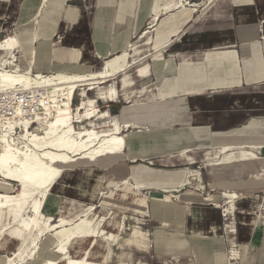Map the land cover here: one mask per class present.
Returning a JSON list of instances; mask_svg holds the SVG:
<instances>
[{"label":"crops","instance_id":"obj_1","mask_svg":"<svg viewBox=\"0 0 264 264\" xmlns=\"http://www.w3.org/2000/svg\"><path fill=\"white\" fill-rule=\"evenodd\" d=\"M146 23L148 29L143 30ZM24 27H28V37L21 40L19 55L16 50L15 53L28 57L35 73L101 71L107 59L128 51L132 47L131 38L140 32L141 37L148 35L149 41L152 39L150 54H156L159 66L166 65L170 75L164 77L165 85L156 86L157 93L152 92L147 100L130 97L133 89L128 79L122 81L120 89L102 86L141 60L130 53L124 69L98 84L105 90L111 88L113 95L102 99L93 90L98 98L94 107L97 111H93L96 115L86 119L85 109H80L85 119L82 123L75 122L76 128L92 125L99 131L113 133L119 125L126 140L124 149L95 161L80 159L67 165L43 202L42 222L37 229L29 230L21 220L15 221L10 213L3 212L0 229L8 222L13 225L0 232V236L7 231L21 242L7 262L13 264L15 259H19L18 264L21 262L24 253L22 257L19 255L28 242L26 234L36 233L33 243L40 236L49 235L59 244L54 233L59 228L56 224L63 218L75 222L94 208L67 216L63 204L80 208L94 202L108 180L109 187L118 188L121 184H132L130 180L137 178L136 185L162 189L165 196L159 198L158 204L166 208L163 218L173 221L174 233L190 236L197 256L206 254V260L226 264L231 249L238 247L241 240L247 244L244 261L230 260L246 264L249 242L260 236L264 227L261 221L253 223L258 203L264 199V176L253 182L231 178L218 184L213 180L202 190L191 186L192 174L182 170L171 173L166 180L150 176L146 179L148 175L163 176V172L171 171L169 168L182 166V155L189 149H182L175 156L163 154L159 167H151L154 158L149 165L130 166L137 160L129 152L140 144L141 147L155 144L163 150L168 143L207 138L218 148L212 158L224 155V165L234 167L236 173L243 168L233 165L234 162L253 164L257 160H261L260 169L264 172V0H0V38L14 33L22 39ZM79 97V102L73 103L75 109L83 98ZM98 102H106L107 109L100 110ZM134 108L147 109L149 114L141 119ZM157 110L161 112L159 115ZM102 125L107 128H100ZM130 128L135 130L124 132ZM178 160L180 164H176ZM189 160L193 163V158ZM106 195L101 202L103 206L112 203V198ZM230 204H235L236 209L230 208ZM132 206L136 211L134 203ZM59 211L61 215L57 218ZM4 219H8L6 223ZM162 223L167 225L165 221ZM49 226L52 228L47 230ZM226 237L231 247L227 258L221 259ZM125 241L144 249L149 244L131 236ZM89 254L88 249L83 257L88 258ZM48 260L39 259L40 264Z\"/></svg>","mask_w":264,"mask_h":264},{"label":"bare ground","instance_id":"obj_2","mask_svg":"<svg viewBox=\"0 0 264 264\" xmlns=\"http://www.w3.org/2000/svg\"><path fill=\"white\" fill-rule=\"evenodd\" d=\"M27 28H23L22 39L20 36L12 34L0 41V51L10 52L12 56L20 60L19 63L7 62L9 58H4L0 62V92L12 87H19L18 89L44 88L51 94L54 104L48 108L44 118L37 119L38 128L36 130H32L33 127L29 122L14 119L11 131L0 132V215L3 212H8L15 221L21 220L25 228L33 230L37 229L42 222L41 210L48 192L54 187L57 179L62 176L67 165L80 159L95 161L97 158L117 154L124 149L126 140L125 136L120 134L119 125L112 133L99 131L92 125L77 129L75 122L82 123L85 119L80 109H85L86 119L88 117L91 119L96 115L97 110L94 111V107L98 98L104 99L113 95L114 91L111 88L105 90L98 84L124 69L130 52L125 49L121 53L113 55L106 61L105 69L97 72L72 74L59 71L50 74H44L45 72L34 74L28 57L25 55L18 57L13 54L14 50L20 48L21 40H26L24 37H28ZM14 61L16 60L14 59ZM6 63H9V69L5 66ZM81 85L88 87L79 89ZM78 90L81 91L79 95L83 98L75 109L73 98ZM88 90H95L98 98L87 97ZM3 129L1 127V130ZM22 132L24 133L22 134ZM12 133H16V137L12 136ZM13 183L18 186L17 192H13L14 189L11 187ZM142 188L143 186L140 184H130L121 191L126 197H131L134 194L132 203L136 206V211L145 215L148 212V197L139 194ZM113 195L114 192H111L106 198H113ZM262 202L264 204V199L260 202L259 207L263 206ZM230 208L236 209L235 204H230ZM93 209L91 208L75 222L63 218L56 224L59 226L54 232L59 240L57 249L62 254L60 260L65 264H97L87 257L74 258L71 255L69 247L75 240L101 235H104L108 241L120 239L118 235L108 234L99 229L96 216H91ZM253 223L256 225L257 219ZM12 225L13 222H8L4 228L0 229V232ZM51 228L52 226H49L47 230ZM131 238L144 242L150 241L147 233L141 231L139 227L133 228ZM246 249L245 242L232 248L226 259V264H234L230 259L244 261ZM23 253L24 251L19 256L22 257ZM57 263V260L50 259L43 264Z\"/></svg>","mask_w":264,"mask_h":264},{"label":"rangeland","instance_id":"obj_3","mask_svg":"<svg viewBox=\"0 0 264 264\" xmlns=\"http://www.w3.org/2000/svg\"><path fill=\"white\" fill-rule=\"evenodd\" d=\"M192 1L198 2L201 0ZM146 29H148V23H146L143 28V30ZM139 33L135 34L131 38L132 47L128 51L132 55L135 54V58L140 56L141 60L127 68V70L122 72L120 76L111 78L106 83H103L102 86L106 87L114 85L116 88L120 89L122 81L128 79L132 83L130 88L133 89L130 93V97L135 95L134 99L147 100L152 92L157 93L156 86H160L162 84L165 85L164 77H168L170 72L166 65L159 66L160 63L158 62V57H155L156 54H150L153 52V48L151 46L153 42L152 39L149 41L148 35L141 37ZM151 35L154 36L155 40L157 39L156 33ZM13 54L16 55L15 50L13 51ZM4 58H9L7 62L19 63L20 61L17 57L12 56L10 52L3 53V51H0V62L3 61L2 59ZM14 59L16 61H14ZM176 62L179 63L178 60H176ZM5 66L9 69V63H6ZM150 67L151 71H148ZM145 69H147V72L144 71ZM84 87V85H81L79 89ZM79 92L81 91H77L73 100L74 105L79 102ZM88 95L90 97H94L95 92L93 90L88 91ZM126 99L128 100V98ZM97 105L100 110L104 111L107 109L106 102H98ZM133 111H135V114H137V116L141 119L147 117L149 114V110L144 108H134ZM157 111L159 112L160 110ZM160 113L161 112L156 113V115H159ZM168 116L171 118L172 115ZM78 125L79 124H77V126ZM37 128L38 125H36L35 128H32V130H36ZM100 128H107V126L102 125ZM133 130H135V128H130L124 132L129 133ZM23 133L24 132H22V134ZM140 145L137 149H132V151L129 152L134 153L137 160L133 163H129L130 166L135 165L136 163L149 165V161L154 158L156 161H153L154 166L151 167H159L160 159L163 158L162 156L167 154H178L182 149L190 150L186 153V155H182L184 160V164L182 166L178 165L176 167L169 168L168 170L171 171L163 172V176H159V174L148 175L146 176V179L150 176L166 180L170 177L171 173L177 172V170H182L185 173L188 172L192 174V178L190 179L194 180L189 183L191 186L203 190L208 187L209 182L214 183L213 180L217 181L218 184H223L224 182L231 180V178L238 181L253 182L264 176V172L260 169L261 160H257L253 164L247 162H234L233 165L243 168L241 172L236 173L234 171V167L224 165V155L213 159L212 157L214 156V153L218 151V148H214L211 141H208L207 138L200 139L196 137L194 139L183 140V143H168V145H166V149L163 150H159L158 145L155 144L147 147H141ZM259 156L261 155L259 154ZM189 157L193 158V163L189 160ZM121 163L122 162H120V164ZM180 163L181 162L179 160L176 162V164ZM155 172H157V170H155ZM113 180L117 179L115 178ZM109 181L110 180L105 182L100 195H98L94 202H88L85 206L80 208L78 206L74 207L69 203H65L63 206L65 207L67 216H74L80 213L83 209H87L91 206L94 207L91 212V216H96L99 229L108 234L118 235L120 239L118 241H108L105 239L104 235H101L99 237L75 241L69 247L70 253L74 258L83 257L89 249V260L96 262L97 264H215V262L218 261L206 260V254H202V257L201 254L197 256L191 245L190 236L174 233L175 228L172 226L173 221L163 218V213L166 210L165 206L158 204L159 198L165 196V193H162L161 191L162 189L142 188L140 190V195L148 196L149 198V210L145 215H142L141 213L133 210L132 197L135 195L132 194L131 197L123 196L121 189L125 188L126 185L121 184L118 188H111L108 186ZM130 183L136 185L137 178L131 179ZM11 187L14 189L13 192H17L18 186L16 183H13ZM90 190L92 191V189ZM108 192L109 194L114 192L112 203L108 206H103L101 204L102 199ZM91 193L94 194V191ZM94 197L95 194L93 198ZM256 210V217L258 218L255 217V219H257V221H261L264 226V210L260 212L259 207ZM59 212L60 213H58L55 217H60L61 211ZM7 220L4 219L3 223H6ZM164 221L167 222V225L165 226H163L162 223ZM231 225L232 228H235L233 223ZM134 227H139L141 231L148 234L150 241L148 242L149 244L147 248H141L138 244H128L125 241V239H128L131 236ZM6 232L7 231H5V235L3 234L0 236V264H9L7 262V257L13 256V253L18 250L21 243L19 239L11 237ZM35 236L36 233L30 235L26 234L28 242L24 247V255L19 264H40L39 259H55L58 262L57 264H65L64 261L60 260L61 255L56 251L58 245L57 240H54L49 235H42L33 243ZM238 242L240 243L242 241L240 240ZM249 244L250 250L247 255L246 264H264V227L261 230L260 236L256 235L253 241L249 242ZM225 245L226 250L225 253L221 254V259L224 256L227 258V251L231 247V242L227 239V237L225 238ZM251 247L254 248L252 249ZM18 262L19 259H15L12 263L18 264Z\"/></svg>","mask_w":264,"mask_h":264},{"label":"built area","instance_id":"obj_4","mask_svg":"<svg viewBox=\"0 0 264 264\" xmlns=\"http://www.w3.org/2000/svg\"><path fill=\"white\" fill-rule=\"evenodd\" d=\"M4 35L1 39L5 38ZM20 49H16L19 55ZM19 87H12L0 92V132L11 131V125L14 119H21L29 122L31 127L35 128L37 119L47 115L48 108L52 107L54 102L52 96L47 89L44 88H29L18 89ZM1 127L4 129L1 130ZM19 131V129H18ZM9 134V133H8ZM16 137V133H12ZM1 149V141H0ZM260 204V203H259ZM258 204V207H259ZM263 204V202H262ZM260 208V212L264 210V204ZM224 211H226L224 209Z\"/></svg>","mask_w":264,"mask_h":264}]
</instances>
